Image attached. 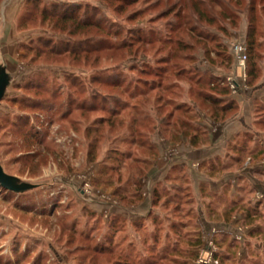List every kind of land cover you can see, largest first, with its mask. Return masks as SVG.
Wrapping results in <instances>:
<instances>
[{
    "label": "rangeland",
    "instance_id": "rangeland-1",
    "mask_svg": "<svg viewBox=\"0 0 264 264\" xmlns=\"http://www.w3.org/2000/svg\"><path fill=\"white\" fill-rule=\"evenodd\" d=\"M211 1L0 0V163L13 178V190L0 184V264H264L262 205L245 206L243 216L223 196L214 219L219 205H199L191 187L192 194L187 193L184 184L192 180L185 165L172 169L168 179L158 166L159 158L177 161L179 147L186 144L185 131L177 135L176 118L168 115L175 104L186 101L182 108L191 105L196 119L209 113L197 95L200 87H191L189 69L176 76L191 64L181 56L194 52L187 48L196 42L193 26L195 32L216 35L222 25L231 26L224 42L233 63L227 58L210 64L204 50L198 51L199 42L195 66L225 69L221 84H228L231 94L249 85L248 61L241 66L235 49L243 45L247 55L240 28L248 26L249 13L243 12L249 0L231 9ZM255 2L259 9L262 1ZM224 12L237 20H225ZM214 15L216 23H210ZM260 16L264 26V13ZM260 51L258 75L250 85L263 75L264 44ZM170 54V62L162 59ZM167 97L175 100L166 104ZM258 128L264 137V124ZM141 142L156 148L154 155L150 152L151 167L136 175L133 164L119 180L109 170L118 164L114 152L148 155ZM261 144L257 138L245 144L243 161L236 164L227 156L223 168L227 162L234 174L241 173ZM177 184L181 191L172 188ZM137 188L139 201L122 199ZM251 197L245 194V200ZM139 204L140 211L134 210ZM235 218L240 224L234 232L217 226L208 232L203 221Z\"/></svg>",
    "mask_w": 264,
    "mask_h": 264
},
{
    "label": "crops",
    "instance_id": "crops-1",
    "mask_svg": "<svg viewBox=\"0 0 264 264\" xmlns=\"http://www.w3.org/2000/svg\"><path fill=\"white\" fill-rule=\"evenodd\" d=\"M240 33L244 38L247 37V26L245 24L241 25ZM207 69L216 76H220L226 72L225 69L215 71L214 68L207 67V65L203 67V70ZM228 97L235 99L238 103V108L234 114H232L233 116L231 115L225 120L215 121L211 117L210 112H205L204 115H200V117L198 116L199 118L196 119V123L200 124L201 127L208 131L209 137L205 143L194 145L185 134L183 138L186 144L183 145V148L179 147L178 156L175 159L177 161H173V159L169 158H159L158 161V166L162 165L161 169H166V173L163 176L164 179H168V176L170 177L172 169L179 167V165L186 166H184V168H187L185 173H188L187 178L192 181H187L184 185L190 192V187L192 188L197 201H200L199 205H204L206 201H208L207 206L211 205V208H213V205H219V208L217 207L218 211H213L214 214L211 216L213 218L216 217V215L219 216L218 212L221 211L222 204H224L223 200L226 202V205L232 208L238 207V214L241 213L243 216L244 212H242V209L251 203L253 204L252 208H260V205L264 208V166H261V164L264 165V161H261L264 159L263 157H259L261 154H264V137H261L263 133L258 128L261 124H264V120H261L264 113V71L259 82L243 86L239 91L232 93ZM208 111H210L209 108ZM208 125L210 126L208 127ZM227 134H229V136L226 137ZM251 135L254 140L252 139L249 141ZM223 137H225V140ZM183 138L180 140L183 141ZM256 138L257 140L260 139L262 144L258 152L257 150L254 151L252 153L253 156L248 158L251 161L253 160L252 163H250V167L247 161V168L243 167L241 173L237 172V174H234L233 167L229 168L232 165L228 166L229 164H227V162L225 163L227 169L223 168L224 164H222L221 161L225 160L227 156H230L231 160H234L236 164L242 162L244 159L245 144L248 145L249 143H253V141H256ZM188 141L189 143H187ZM222 143L223 145H221ZM229 148L231 150H229ZM177 185V187L173 186L172 188H178L181 184ZM247 193L252 195L249 200H245V194ZM258 194L263 196V198H257L256 196ZM223 196L224 199L222 200ZM216 197L218 202L216 201ZM141 207L142 205L139 204L134 210L140 211ZM252 208L250 212L253 210ZM243 216L242 219L244 218ZM248 218L250 221L251 217L249 216ZM205 220H203L204 226L208 232L216 226L234 228L237 224H240L238 218H235L231 222L227 220ZM232 230L233 232L237 231V228ZM248 243L253 244L254 242L250 240ZM255 247L260 249V244L254 243V248ZM251 254L250 252V255ZM246 255L251 259H258L256 255H248V251Z\"/></svg>",
    "mask_w": 264,
    "mask_h": 264
},
{
    "label": "trees",
    "instance_id": "trees-1",
    "mask_svg": "<svg viewBox=\"0 0 264 264\" xmlns=\"http://www.w3.org/2000/svg\"><path fill=\"white\" fill-rule=\"evenodd\" d=\"M205 1V0H200ZM223 0H212L211 3L215 5H219V7H223L228 4V8H236V6L242 5V0H228L226 2H222ZM262 6L258 9L257 8V2L255 0H249V9L247 12H241L248 14V26H247V38H246V45H247V61H248V77L247 80L248 84L250 85L254 79L257 78V71L258 67L256 64V58L261 55L260 48L264 44V26H263V18L260 16V13H264V0H261ZM60 15L65 19H73L75 16L69 15L66 12H60ZM244 15V14H243ZM199 19L202 20L205 16L202 13L198 14ZM231 16L224 12L223 18L225 20L233 21V19L236 21L237 18L235 17L230 18ZM217 16H211L209 18L210 23H216ZM90 22H84V24H87ZM233 23V22H232ZM237 26V25H236ZM230 25H222V28L219 29L221 31V35H216L215 32H207L206 34L203 32H195L196 29H198L196 26H193V38L196 39V42H189L187 44L188 49H193L194 52H190L186 54V56H181V58L185 61L191 64L188 65V68H182L180 70H177L176 76L183 74L185 70L189 69L190 75L188 76L189 80L193 83L191 87L193 88L194 85H198L200 89L197 92V95L199 97H202V99L205 101L206 105L209 108V112L211 114V117L215 121H221L227 119L229 115L233 111H236L238 108V103L233 98H229L228 96L231 95V89L228 86V84H221V81L223 78L220 76L214 75L210 70H203L200 67L195 66L199 59L200 55L196 53V49L198 48L199 42H203V47L200 48L204 50V56L207 60H209L212 63H223L228 58V60L233 63L232 55L229 52L228 46L225 44L224 37H227L230 32ZM209 44V45H208ZM208 45V46H207ZM212 52L216 53L215 56L212 55ZM173 57V54L165 55L164 61H171ZM229 62V64H230ZM177 65V63H175ZM231 66V65H230ZM229 66V67H230ZM173 84H176V82H171L170 86L173 87ZM169 87V86H168ZM203 87V88H202ZM207 87V88H205ZM168 89V88H166ZM189 92L195 91L191 88H189ZM197 91V90H196ZM188 92V93H189ZM164 99L162 94H159V100ZM175 100V98L167 97L166 98V104L172 103ZM183 104H186V101L180 100L175 106L173 107V110H171L168 115L174 116L176 118L175 122L178 124L180 131H176L177 135H180V133L185 131V134L190 138L192 143L194 145H201L205 143L208 140V131L205 130L203 127H201L199 124L196 123V117L197 114L194 111V109L191 110V105L186 106V108H182ZM161 108L159 107V110ZM188 109V110H187ZM190 109V110H189ZM181 112H185L183 114H178ZM138 121L134 117L133 124H138ZM173 123V125L175 124ZM166 123H170V121H166ZM138 127V126H137ZM141 130V129H139ZM132 141V140H131ZM132 143H134L132 141ZM135 144V143H134ZM141 146L146 147V152L148 155H137L132 152V150H129L128 152H114V160L118 161V164H111L109 167V170H111L112 173L118 174V179L121 180L123 176H121V172L124 173L126 169H130V167L133 166V164H136V175H142L145 174L148 171V167H151V153L153 150H156L155 146L153 144H150L146 146L145 142L140 143ZM136 146V145H135ZM151 152V153H150ZM153 154V153H152ZM113 153H111L110 156H112ZM154 155V154H153ZM125 169V170H124ZM136 186L138 187V182H134ZM119 187L123 190H128V186L125 184H120ZM176 190L181 191L183 188L182 186L175 188ZM185 189H187L185 187ZM188 191V190H187ZM188 194H191V192H187ZM129 197L123 196L122 199L127 200H136L139 201L141 199V192L137 188L135 191L129 193ZM155 198L153 200L154 204L158 203V195L159 192L157 190L154 192ZM191 198V196H190ZM192 199V198H191ZM196 242H199V237L197 238ZM187 252V251H185ZM118 263H121V260H118ZM185 260L182 261L181 264H185Z\"/></svg>",
    "mask_w": 264,
    "mask_h": 264
},
{
    "label": "water",
    "instance_id": "water-1",
    "mask_svg": "<svg viewBox=\"0 0 264 264\" xmlns=\"http://www.w3.org/2000/svg\"><path fill=\"white\" fill-rule=\"evenodd\" d=\"M5 82H7L6 78H5ZM3 83L4 82L0 81V100L3 98V94H2L3 93V87H4ZM12 179H13L12 177L8 176L5 173L3 166L0 163V184L13 190V188L10 185L13 183Z\"/></svg>",
    "mask_w": 264,
    "mask_h": 264
},
{
    "label": "built area",
    "instance_id": "built-area-1",
    "mask_svg": "<svg viewBox=\"0 0 264 264\" xmlns=\"http://www.w3.org/2000/svg\"><path fill=\"white\" fill-rule=\"evenodd\" d=\"M235 49H236L237 54L239 56V61H240L241 66H245V63L247 61V55H246V48H245V46H243V45H236L235 46ZM202 261H204V260H202ZM205 261H207V259H205ZM208 261L211 262L212 261V258L210 257Z\"/></svg>",
    "mask_w": 264,
    "mask_h": 264
}]
</instances>
